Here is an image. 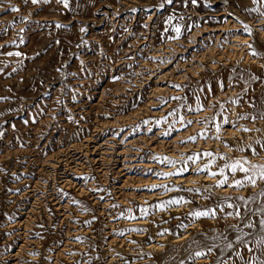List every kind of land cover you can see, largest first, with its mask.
Returning a JSON list of instances; mask_svg holds the SVG:
<instances>
[{"label":"rangeland","instance_id":"1","mask_svg":"<svg viewBox=\"0 0 264 264\" xmlns=\"http://www.w3.org/2000/svg\"><path fill=\"white\" fill-rule=\"evenodd\" d=\"M12 6L19 11L12 12ZM154 16L157 47L176 44L187 49L191 36L202 31L207 42L195 49L201 54L214 46L208 36L228 22L240 24V34L250 37L247 23L264 21V0H69L68 8L60 0L0 2V264H264V179L225 167L236 160H247L245 167L264 165V133L254 128L264 125V71L237 70L235 96L222 107L225 121L219 131L208 117L175 123L189 108L184 96L197 88L190 82L181 96H159L151 109L166 111L164 116L139 119L131 128L121 124L119 132L114 128L122 135L129 132L127 141L142 136L144 128L151 134L168 124L172 129L162 131L161 141L180 136L175 156L170 144L165 152L136 147L141 149L139 169L146 176L130 186L127 198L115 194L114 178L105 182L91 171L80 176L93 180L82 194L62 189L48 166L63 148L90 135L94 122H121L146 104L151 89L143 94L127 89L132 98L120 90L142 61L152 59L144 40ZM253 49L264 64L258 47ZM141 50L145 52L137 56ZM186 53L183 63L193 57ZM164 55L162 62L168 57ZM166 66V71L172 69ZM79 87L93 97L84 108L87 117L77 107L83 101ZM104 89L107 98L99 109L93 108L100 101L95 93ZM241 107L246 117L228 122L234 108ZM253 109L262 117L253 116ZM241 136L251 144L235 151L234 141ZM199 143L200 149L195 147ZM144 163L150 167H142ZM246 175H254L255 184ZM38 181L41 204L30 190ZM165 194L170 195L155 199ZM59 197L64 209L54 201ZM172 200L180 203H168ZM196 212L208 215L198 217ZM30 214L33 219L28 221Z\"/></svg>","mask_w":264,"mask_h":264},{"label":"bare ground","instance_id":"2","mask_svg":"<svg viewBox=\"0 0 264 264\" xmlns=\"http://www.w3.org/2000/svg\"><path fill=\"white\" fill-rule=\"evenodd\" d=\"M155 17L156 16L151 17V19L149 20V22H151L149 27L152 31L149 30L151 32L146 35V38L144 40V47L148 49L151 48L150 51L152 53V59L149 61H142L140 63L141 67L140 69L135 71L134 73L135 75L131 79L132 81H129L127 84H123L122 89L121 90L119 89L124 94H126L125 96L130 97V98H132L133 95L129 94V91L127 89L137 90L136 92H139L140 94H143L148 89H151L149 91V96H147L148 99H147L146 104L142 106L139 110H136L134 113L127 116V118L122 117L120 119L122 120L121 122L118 121L117 119H116L117 121L108 122V123H101V121L94 122L93 130L90 135H88L86 138H84L79 143H74L72 146H67L63 148L62 150L60 149L61 151L59 152V156L57 155L58 157L53 162L49 163L48 166L51 169L55 170L56 176L59 177L58 180L53 174L54 171H51L52 172L51 176H53L55 180L61 182L59 184L61 185L62 189H65V190L75 189L81 192L82 194L83 192H85L86 188L90 184L93 183L91 182L93 180L87 181L86 179H81L80 176L84 174L85 172L89 173V171H91L92 173L97 174L99 178L105 182H108L111 178L112 179L114 178V180L117 183V184L115 183L117 187L114 186V188L116 187L115 191H117L115 194L119 195V197L121 198L126 197L129 194L128 191H129L130 186H132L135 181L136 182L140 181L141 179H143L142 177L146 176L145 169L144 171H140L139 169L141 167V164L139 161V158H140L139 151L141 149H136V147H140V148L149 147L150 148L151 146H153L152 147L153 151L160 152L164 150L163 152H165V150L169 148L168 144H170L172 145L171 146V149L173 151L172 156H175L174 154L175 149H176L175 142L177 139H179L180 136L177 135L176 138L172 140V142H162L161 141L162 131L172 129L170 128L172 125L168 124V125H164V127L161 128V130L158 129L157 133L155 132V133L149 134L148 133L149 128L148 129L144 128V132L142 136L141 134L139 136H133L132 137L133 139L131 138L132 140L127 141L129 132H126L123 135L118 133L119 132L118 129L122 127L121 124L123 125L125 123L124 125L125 127L129 126L128 128H131L130 126L137 123L139 119H144L145 117H149V116H164L166 111L164 112L162 111L159 113H155L154 111L153 113L152 112L153 109H151L153 106L159 103L158 102L159 96L162 95L163 93L166 95L172 93L174 96H181L185 93V88L187 87V83L190 82L191 84H194V85L197 84V88L194 89L192 92L187 93L186 96H184V98L187 99L188 104L190 105L188 106L189 108L184 112V114L181 115V118H179V120L175 123L178 125H181V124L188 123L190 119H201V118L208 117L210 121L213 124H215L214 125V127L216 126L215 131H217L218 125H219V130H221L222 129L221 125L225 121L223 119L224 116L221 115V112H222L221 110H222V107H224L227 104L228 100L234 99L235 88L233 87L232 82L234 78H236V74L238 73V71L239 72L240 71H249V72L264 71V64L260 62V59L253 56L254 55L253 54L254 45L258 47L260 54L264 56V21H261V20L255 21V22L247 21L248 22L247 25L249 26L252 32L251 36L247 38L243 37L240 34V31L238 28L240 24L236 25L234 24V22H228L224 26H221V27L219 26L218 28L215 29V32H213V34L208 36L210 37L208 42L211 40V42H214V46L205 48V52L199 54L195 51V49L203 47V44L207 42V37L202 36L203 34L202 31L195 32V34L191 36L190 42L186 46L187 49H181V47L176 46V44H168L162 47H157L155 44L156 34L154 33V30L156 29V26H154ZM200 37L202 39H199ZM201 40L203 42H201ZM144 52H145L144 50L143 51L141 50L140 54L137 56L142 55ZM183 52L184 53L187 52L186 54L193 53L192 59L189 60L186 58L185 60L187 62L183 63L182 58H181V56L182 57L185 56ZM164 54H168L167 55L168 57H165L167 60H165V62H162L164 60L160 61L159 59ZM139 58H136V59L140 60ZM122 65L127 66L125 62H123ZM166 65H169L170 67H172V69L169 71H166L165 69L167 67ZM169 66L168 68H170ZM227 69H231L232 71L227 72ZM168 81H171L170 83H173V85L171 86L170 84L169 86H167ZM79 89L82 90V89H85V87H79ZM82 91H83V96L81 97L82 98L81 100L83 101L82 103L77 105V107H80L79 114L81 117H83L82 114H85L88 112L84 108L87 104L90 103L89 101L91 100V98H93V97L88 98L89 97V95L87 94L88 91L87 92H85V90H82ZM96 94H98L100 101L98 102V104L93 105V108L97 107L96 109H99L100 105L102 104L101 102L104 101L108 95H106L105 89L100 91L99 93H95V95ZM242 109H243L242 107L239 108V110L238 109L236 110L234 108V110L229 115V117H227V119H229L228 122H231V123L237 122L239 117H242V116L246 117V114L242 112ZM252 115L255 117H262V114L254 109L252 111ZM217 120H220V121L217 122ZM81 121H83L82 122L83 127L89 128V126H87L88 123L86 124V120L85 121L81 120ZM90 127H92V125ZM114 128H116L115 130H118V132H115ZM254 128H256L257 130L258 128H260L261 131L264 133V125L260 127L256 126ZM256 134L257 133H255V135ZM233 135L235 134L233 133ZM120 136L122 137L117 142V139ZM234 142H235V145H234L235 151H239L242 148L245 149L251 144L248 139L242 136L239 137ZM206 145H210V144H206ZM200 146H203V145L199 143V146H195V147H199L200 149L201 148ZM185 149H193V147L188 146ZM229 150L232 153L235 152L231 149ZM146 166L150 167V165L145 164V163L143 164L142 167L146 168ZM205 179H207V177ZM144 181L146 182V180ZM39 182L40 181H38V183L30 190H31V195L35 197L34 199L41 204L42 203L41 198L39 197V195L41 194H39L38 192H39V187H41L42 183L40 182L41 183L40 184ZM170 194L159 195V196L155 195L156 196L155 199H162L164 197H167ZM54 201L56 202L57 206H59V209L65 208V206H63L64 205L63 200L60 199V197ZM102 213L104 214V212ZM26 218H28V221L33 219L31 214L27 215ZM28 221L24 220V222L22 223H24V225H27ZM24 246L23 245L21 246V250L25 248ZM20 254H21V251L20 253L16 254V256L19 257Z\"/></svg>","mask_w":264,"mask_h":264},{"label":"snow or ice","instance_id":"3","mask_svg":"<svg viewBox=\"0 0 264 264\" xmlns=\"http://www.w3.org/2000/svg\"><path fill=\"white\" fill-rule=\"evenodd\" d=\"M0 2H2V0H0ZM25 3H28L29 0H24ZM30 2L32 4H38V3H41V2H47V0H30ZM61 3H63V6L65 8H68L69 7V0H60ZM169 3H171V0H168ZM193 3L196 2V0H192ZM12 12H18L19 9L16 8L15 6H12L11 9H10ZM21 19H26L24 17H21ZM58 27H60L61 25H57ZM245 29L248 30V27L247 25H245ZM85 29H81V31H84ZM23 31V30H21ZM176 31L179 32L180 29L177 27L176 28ZM250 31V30H249ZM251 47V46H250ZM253 54L255 55V52H253ZM8 55H13V53L9 52ZM15 55L19 56L21 55V53L17 52L15 53ZM192 121H188V124H191ZM217 130L219 131V125L217 126ZM189 140H195L196 137H189L188 138ZM205 155H212L211 153H205ZM196 157H193V156H189L188 159L189 160H192V159H195ZM164 160H166L169 164H174L176 163L175 161H172L170 160L169 158L165 157ZM249 163L248 161H241V160H236L234 162H232L231 164H226L225 167H228L231 169V171L233 173H235L237 171V169H239L241 172H244L245 174L249 173V172H253L254 175L258 174L259 175V178L260 179H264V165H260V166H257V165H250V167H245L244 165ZM183 169L180 170V172H182ZM179 174V173H177ZM213 175H215V173H212ZM221 174H223V169H221ZM161 175H172V173H162ZM254 175H246L245 176V179L248 180L249 182L255 184V178H254ZM226 182V178L224 181H220L219 183H225ZM242 181L240 180H236L235 181V184L236 185H241ZM153 187H156V186H153ZM161 187H164V186H161ZM168 203H173V204H179L180 201L179 200H172V201H169ZM195 216H203V215H208V213L206 212H196L194 213ZM237 215H239V213H237ZM261 224H264V221H261ZM232 245L229 244L228 247H231ZM196 256H201V255H204V253L202 252H197L195 254Z\"/></svg>","mask_w":264,"mask_h":264},{"label":"crops","instance_id":"4","mask_svg":"<svg viewBox=\"0 0 264 264\" xmlns=\"http://www.w3.org/2000/svg\"><path fill=\"white\" fill-rule=\"evenodd\" d=\"M251 147H254V143H253V145Z\"/></svg>","mask_w":264,"mask_h":264}]
</instances>
